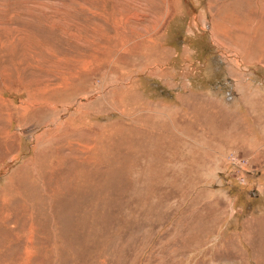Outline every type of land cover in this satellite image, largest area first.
<instances>
[{
    "label": "rangeland",
    "instance_id": "1",
    "mask_svg": "<svg viewBox=\"0 0 264 264\" xmlns=\"http://www.w3.org/2000/svg\"><path fill=\"white\" fill-rule=\"evenodd\" d=\"M263 4L0 0V264H264Z\"/></svg>",
    "mask_w": 264,
    "mask_h": 264
},
{
    "label": "bare ground",
    "instance_id": "2",
    "mask_svg": "<svg viewBox=\"0 0 264 264\" xmlns=\"http://www.w3.org/2000/svg\"><path fill=\"white\" fill-rule=\"evenodd\" d=\"M263 12H264V4L262 5V7L260 8V10L257 13L262 14ZM31 15H32V13H31ZM262 17H264V13L262 14ZM249 20H250V18H249ZM246 23H247V21H246ZM255 23H256V21L255 22L252 21V23L249 24L250 26H248V28H246V26H245L244 31L240 32L241 33L240 35H236V37H234L235 40H237V39L239 40L238 43H235V45H237L239 47L240 51L244 53V58L246 60H252V59L256 58V57H250L249 56L250 53L255 54V56L257 55L258 51L259 52L262 51L264 53V48L261 47V46H263L262 43L264 42V39H262V38H264V20L259 19L257 21V23L256 24ZM225 24H222L221 27H219V29L220 28L222 29L221 31L223 34L226 33L225 32L226 31V27H225L226 25ZM232 28H234V27H232ZM258 34H260V35H258ZM249 35H253V37L250 38ZM248 39H249V44H248L249 46H247V43H248L247 40ZM248 48H249V50H248Z\"/></svg>",
    "mask_w": 264,
    "mask_h": 264
}]
</instances>
